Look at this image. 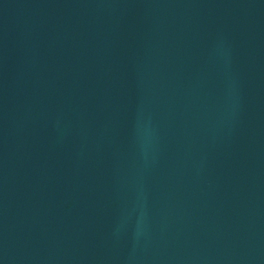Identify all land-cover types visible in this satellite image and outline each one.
<instances>
[{
  "label": "water",
  "instance_id": "obj_1",
  "mask_svg": "<svg viewBox=\"0 0 264 264\" xmlns=\"http://www.w3.org/2000/svg\"><path fill=\"white\" fill-rule=\"evenodd\" d=\"M0 264H264V0H0Z\"/></svg>",
  "mask_w": 264,
  "mask_h": 264
}]
</instances>
